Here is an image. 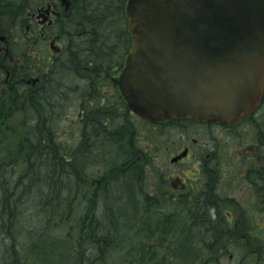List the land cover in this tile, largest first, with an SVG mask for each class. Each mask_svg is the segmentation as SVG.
<instances>
[{
	"label": "trees",
	"instance_id": "obj_1",
	"mask_svg": "<svg viewBox=\"0 0 264 264\" xmlns=\"http://www.w3.org/2000/svg\"><path fill=\"white\" fill-rule=\"evenodd\" d=\"M42 1L0 0V21L3 25L5 24V29H7L6 41L9 44L5 49L9 56L18 60L17 64L12 66L11 71L4 72L2 70L0 73L2 72L5 77L8 76V80L14 82L21 79L40 78L39 90L29 89L27 93L29 96H26L22 102L17 101L14 87L11 88V91H3L0 94L3 112H11V109L16 107L21 108L19 116L0 117V144L8 150H0V172L3 173L0 177V186H3V193L7 195L19 191H11V189H19L21 174L9 173L6 168L9 163L5 161L9 151L15 147L19 151V159L26 162V167L30 171L40 169L43 173L45 172L42 176L49 180L50 175L46 173L49 170H46L45 166L59 161L58 163H61V166L67 170V177H72L75 185L65 180L66 186L63 190L66 193L64 194L61 192L52 194L47 189L43 191V196L39 197L41 200L37 199L38 195L35 194L28 197L29 201L36 200L40 207L39 209L34 208L27 216L29 221L23 229L29 234L27 239L33 243L32 249L28 250L29 255H36L34 259L36 264H50L48 259L52 257V254L59 252L57 251L58 247L69 245L71 253L72 251L78 253V256L75 255L73 263L70 264H218L217 259L222 257L224 248L223 246L221 249V239H219L222 237L223 214L221 210H211L209 206L214 204L218 208V202L224 201L220 197L223 192L227 191L223 185L227 183L221 184L222 189L220 186L217 187L220 193L218 190L209 189L201 196L199 195L198 199L195 197L190 199L186 196L187 201L172 202L167 210L161 209L154 212L149 211L151 208L145 209L146 201L139 203L141 209L135 205L134 209L126 210L127 208H124L121 210L116 207L114 211L108 206H102L99 211L100 206H96L95 197L92 196L90 198L92 212L90 207L82 214L80 213L81 217L76 221H66V217L71 214L70 211L77 212L76 204L80 200L74 188L79 183L81 186L83 185L88 176L85 170L93 165L86 166L87 162H85L81 173L73 169L75 154L72 153L69 145L74 138L69 137L67 131L61 133L62 125L67 123V119H73L71 116L65 115L67 111L53 112L57 117L51 124L53 113L50 112L52 111L37 114L38 108L43 106L47 110L49 108L52 98L50 93V88L53 85L51 83L52 70L55 71L53 81L56 85V94L62 98L65 95V90L60 91L58 88L64 84V77H80V79L87 77L88 81L94 82L96 78H91V75L95 76L97 73L107 70L114 63L121 64V58L126 55L130 41L124 12L127 1L68 0L70 3L68 11L60 10V16L54 19L52 25L42 30L45 34L43 39L38 38L34 43L30 40V35L26 36L25 34L27 28L32 34L38 33L35 22L27 16V12H33L35 8L41 6ZM54 37L58 38L59 42L63 37H70L69 43L76 42L77 47H72L71 51L66 49L63 55L61 54L60 57L41 66L39 58L46 55L47 41ZM74 51L77 52L76 57L82 60L81 65L76 64L77 59ZM70 57L73 61L69 65ZM33 96H37L41 100L34 101ZM97 109H88L86 114L92 115ZM86 110H82L84 116ZM2 111L1 113H3ZM126 111L125 106H122L121 113L124 117H127ZM42 116L47 125L40 128L38 120ZM10 119L12 120L10 121ZM12 121L21 124L19 133H16L13 128ZM105 122L106 126H103L106 129L102 127L101 123L99 142L91 150L86 148L82 137L77 136L80 145L76 154L84 156L90 152L95 154L92 151L98 149L100 142L102 146L104 144L107 147L113 146L112 141L108 142L107 137L110 138L111 134H116V126L113 121ZM138 123L140 131H147V134H144L142 138L149 139L150 130L145 127L147 123L145 121ZM37 125L39 130L36 128ZM261 128L264 129V124ZM31 129L34 131L30 138L28 132H31ZM11 133L15 135H10ZM12 137L17 140H15V146L11 143L10 138ZM33 143L39 149L37 152L29 153L24 149V147H32L30 145ZM56 143H61V149H66L65 153L57 155V147L54 146ZM144 152L146 151L144 150ZM100 162L102 163L103 160L94 161L93 164L96 166L98 165L96 163ZM104 164V168L109 166L107 163ZM94 168L96 169V167ZM111 174L117 175L114 172ZM14 177H16L14 186L9 188L8 183ZM209 192L212 193V196ZM149 199H151L150 195ZM45 201H49L51 206L46 211L43 210ZM0 208V216L1 214L9 215L12 212L3 203ZM89 212H91V217L88 221L85 217ZM66 223L68 229L64 228ZM0 231L7 239H10L11 234L15 232L2 223H0ZM59 242L62 244L57 245L56 243ZM6 249L3 251V255H7L11 261L3 256L4 263L17 264L15 261L17 253L14 251L11 254L12 247L7 249L8 251ZM243 251H245L244 248ZM59 259L60 263H64L62 256ZM25 262L26 259L18 263L27 264Z\"/></svg>",
	"mask_w": 264,
	"mask_h": 264
},
{
	"label": "water",
	"instance_id": "obj_2",
	"mask_svg": "<svg viewBox=\"0 0 264 264\" xmlns=\"http://www.w3.org/2000/svg\"><path fill=\"white\" fill-rule=\"evenodd\" d=\"M125 12L130 43L116 84L133 113L229 126L254 111L264 0H127Z\"/></svg>",
	"mask_w": 264,
	"mask_h": 264
},
{
	"label": "rangeland",
	"instance_id": "obj_3",
	"mask_svg": "<svg viewBox=\"0 0 264 264\" xmlns=\"http://www.w3.org/2000/svg\"><path fill=\"white\" fill-rule=\"evenodd\" d=\"M0 38H4L5 41L7 38V29H5V24L3 25L1 21ZM7 44L8 43L2 42V40H0V67L8 68L11 71L12 66L17 63V59H13L11 56L6 55L5 48L7 47ZM124 58L125 57L122 56L121 64H115L118 67H114V72H112V75H115L116 77L118 76L119 72L121 71L120 67L123 65L122 62L125 60ZM107 69H109V67ZM64 78L65 83H69L71 85L70 92L74 90L77 91L78 86L82 84L80 77ZM32 81L33 79L29 78L14 82L13 80L10 81L7 78L6 83L4 82V80H0V85L6 88L8 87L9 91H11V88L13 87H17V90H20L22 88H28L29 85H31L30 83ZM63 85H61V87H63ZM58 89L62 91L60 87ZM53 101H56L58 104H62L60 99L57 100L56 97ZM69 114L70 112H65V115ZM73 117L75 118V116ZM256 119L257 126H255L254 123L253 128L246 127L244 131L240 130L239 133H235L233 135H231L230 132H225L221 129L219 130V128H216L214 126H205L203 128L199 127V130H197L189 127L186 124V126L180 124L179 128H177L176 131L171 129L162 131L168 137H170L169 141L158 144L161 148H163V150L155 147L154 149H151L149 148V146H147L148 142H142V148L135 151L136 161L133 162L137 163L138 165L141 162H145V177L143 178L145 183L139 187V190L143 193V195L147 197L149 195L151 196V199L146 201L147 203L145 205V209L151 208V210H149L151 212L161 209L167 210L172 202L178 201L180 203L184 200L187 201L185 199L186 196L190 199L192 197L198 199L199 195L201 196L209 189L218 190L217 187H219L222 183L228 184V186L226 185V187H228L227 189L231 190V192H234L232 194V197L234 199H238L242 204L250 203V195L246 196L248 192L247 187L250 186L253 188L264 184V150H261L262 145L260 144L261 142L259 141V138L257 136L259 134L256 133L255 128L261 127L264 124V109L257 114ZM122 124L123 125L121 126L119 131L117 130L116 134L110 135L108 142H113V140L115 139L117 140L116 144L123 143L124 146H126L127 143L130 142L132 137H137L135 132V123L132 122L131 124L129 121L123 120ZM13 128L16 130V133H19L21 130L16 126H13ZM65 131H67V133H70V129H67V127L63 128L61 133ZM143 131L147 134L145 130ZM150 133L151 132H149L148 135L152 137ZM160 136H163V134H160L159 137ZM190 137L196 140L195 144L197 145L194 146V153H199V155H201L200 160L197 158L196 161H199L200 164L203 163V165L207 167V174L204 173V175L202 176L198 175L200 173L196 172L197 170L195 171L198 166L195 164L196 161L192 160L191 158L188 161L180 162L174 165H172V162H170V158L178 155L182 147L188 146L186 140H188V138ZM105 146L106 144L102 146V153L105 154L106 159L103 160L102 163H96L98 164L96 166H94L95 164H93L96 169L93 166L89 167V171L91 172L88 173V176L86 177L84 183L85 187L90 189H88L86 194L79 195V197H84L88 200H90L92 196L95 197L96 206H100L99 211L102 206L106 207L110 204L113 205L114 211L116 210V207L121 210L124 208H127L126 210L134 209L135 205H137L141 209L142 207L139 205V203L141 202L136 196H132V199L130 198L131 200H133L132 203L126 202L127 192L130 191L127 181L125 180V176L122 174V169H124V167L122 166V168H120L119 166L124 160L128 159L127 154L122 157L121 148L114 147V143L113 146ZM144 150L146 152H144ZM138 158L140 159L138 160ZM141 158H143L142 161ZM98 160H100V156ZM104 163H107L109 166L104 168ZM178 168L184 170V174L180 175V180H177L175 178L178 175L176 172ZM111 169H113V171H111ZM87 170L85 171L88 172ZM111 172H114L117 175L111 174ZM245 177L247 178L245 179ZM238 178L241 179L237 180ZM112 192L115 193L114 199H119L121 202L117 203L112 201L111 203L106 204V198ZM253 198L255 197L253 196ZM82 201L79 200L76 204L78 219L81 217L80 213L82 214L88 209L84 204L85 202ZM209 207L210 209H212V206ZM92 210L93 207H91V212ZM64 228L68 229L67 223ZM0 238H4L7 240L6 236L3 232L1 233V231ZM219 239H221L220 247L222 249V247L226 244V239L223 236ZM1 240L0 258H3L2 256L4 253ZM227 243L228 244L226 248L222 250V257L220 258V260L219 258L217 259V263L243 264L241 258H239L241 252H243V246L237 245L236 243H234L235 245H230L231 243L229 241ZM56 244L61 245L62 242ZM249 248L250 245L248 246V250ZM57 251L61 253L58 252L59 254H52V257L48 259L50 264H70L73 263L75 255L78 256L77 252H70L71 248L69 245L59 246ZM231 254H233L234 258L230 261L229 255ZM60 256L64 258V263L59 262ZM239 260L241 261L239 262ZM26 262L28 263V260Z\"/></svg>",
	"mask_w": 264,
	"mask_h": 264
},
{
	"label": "flooded vegetation",
	"instance_id": "obj_4",
	"mask_svg": "<svg viewBox=\"0 0 264 264\" xmlns=\"http://www.w3.org/2000/svg\"><path fill=\"white\" fill-rule=\"evenodd\" d=\"M70 3L68 0H43L41 6H38L35 8L33 12L28 11L27 16L32 19L35 22V26L37 27L38 33L32 34V32L27 28L26 30V36L30 35L29 38L32 42L35 43L38 38L43 39L44 33L42 30L44 28L51 26L53 23L54 18H57L60 16V10L66 12L68 11ZM54 14H57L54 15ZM36 36V37H35ZM35 37V38H34ZM17 40V39H16ZM2 42H6L3 40ZM19 42V41H18ZM53 42V43H52ZM55 42V38L47 41V51L46 54L56 58L58 55H60V50L54 49L53 45ZM9 45V44H7ZM55 50V52L53 51ZM55 53V54H54ZM125 59V58H124ZM18 61V60H17ZM16 61V62H17ZM125 61V60H124ZM123 61V62H124ZM11 62V61H9ZM122 64L124 65V63ZM116 63L112 64L109 69L103 70L102 72L97 73L95 76L91 75V78H96L94 82L88 81L87 77L81 79L82 84L78 86L77 91L70 92V86L69 88L65 89V95L60 98L56 94V85L52 79V87L50 88V93L52 94V99L55 97L60 99L62 104H58V108L53 109V112H70L69 116H71L74 120L77 117L82 116V110H86L87 108L90 109H97L92 114V117L98 122L100 120V124L102 123V127L106 129V122H111L116 126V132L117 130L121 128L122 121L127 120L131 124L132 122L136 125L135 132L137 137H132L130 140V143H132L136 150H139L142 148L143 143L142 142H148L147 146L149 148H159L160 150H163V148L158 145L159 143L169 141L170 137H168L164 132V130H177L179 128V125L186 126L193 129L199 130L200 128H203L205 126H208L207 124H201L194 121H165V123H147L145 127L147 130H150L151 136L149 139L142 136L146 134L144 131H140V124L138 123L141 121V123L144 121L140 120L135 114L131 113L128 109V105L126 102L123 101L121 96V91L119 90L118 85L116 84L117 78L115 75H112L114 72V67ZM123 65L120 67L121 70L123 69ZM118 67V66H116ZM8 71V68L0 67V71ZM121 72V71H120ZM119 72V74H120ZM118 74V75H119ZM90 77V76H88ZM32 88L35 89V91L39 90L40 85V78L36 77L32 81ZM38 85L37 87H35ZM65 85H70L69 83H65ZM60 92V91H59ZM264 94V93H263ZM67 96V97H66ZM67 99V100H66ZM122 106H125L126 108V115L127 117H124L123 113H121ZM264 109V100L261 105V107L255 111L253 115H250L246 117L243 121L238 122L234 124L230 128H220L217 126H214L216 128L223 129L225 132H230L231 135L235 133H239L240 130H245L246 127H252V125H256V116L257 114ZM75 116V118L73 117ZM186 124V125H185ZM105 125V126H103ZM259 131H258V130ZM159 130V131H158ZM147 132V131H146ZM256 133L259 138L260 144L262 145L261 150H264V129L261 127H256ZM108 134V133H107ZM160 134H163V136H160ZM158 135V136H157ZM109 139V137H107ZM187 144L188 146L182 147L181 151L178 155H175L174 157L170 158V162L172 159L178 158L182 153H185V157H179L177 160L172 162L171 164H178L180 162L188 161L190 158L192 160H197V158L200 160L201 155L199 153H194V146H196V140L193 138H188ZM185 141V142H186ZM259 145V144H258ZM260 146V145H259ZM107 147V146H106ZM200 156V157H199ZM264 156V155H263ZM259 157V156H257ZM254 157V158H257ZM140 158H138L139 160ZM239 159V158H237ZM193 162V161H192ZM217 163V162H216ZM195 164L198 166L197 169H195L196 172L200 173L198 175L202 176L204 173H206L207 167L202 164H200L199 161H196ZM239 170V169H238ZM174 172V171H173ZM177 176L175 177L177 180H180V175L184 174L183 169L176 170ZM207 174V173H206ZM247 177H245L246 179ZM241 178H238L239 180ZM251 179V178H249ZM264 181V178H263ZM223 184V183H222ZM224 187L228 184H223ZM223 187V186H222ZM220 185V188H222ZM228 188V187H226ZM242 189V188H240ZM225 190V189H224ZM247 195H250L251 199L249 200L250 203L242 204L238 199H234L232 197L233 191L227 189L226 192H223L221 195V199H224L222 202H218L219 207L216 208L214 204H212L211 210H221L223 214V223H222V235L225 237V245L224 248L227 246V242L229 241L230 245H242L245 251L241 252V255L239 258H241L243 264H264V184L259 185L258 187H247ZM231 192V193H230ZM210 193V192H209ZM218 193L219 190H218ZM212 193H210L211 195ZM212 196V195H211ZM253 196L255 198H253ZM229 202L230 204L226 203ZM210 208V207H209ZM250 245V248L248 250V246ZM226 251V250H225ZM224 251V252H225ZM223 252V253H224ZM233 254L229 255V260L231 261L233 259ZM220 260V258H219ZM239 260V262L241 261ZM238 262V263H239Z\"/></svg>",
	"mask_w": 264,
	"mask_h": 264
},
{
	"label": "bare ground",
	"instance_id": "obj_5",
	"mask_svg": "<svg viewBox=\"0 0 264 264\" xmlns=\"http://www.w3.org/2000/svg\"><path fill=\"white\" fill-rule=\"evenodd\" d=\"M55 38V42L53 45L54 49H58L60 50V55H58V57L61 56V54L63 55L66 51V49H68V51H71L72 47H77V43H69L71 38L70 37H63L60 39V42L58 41V38ZM42 42V41H41ZM53 43V42H52ZM53 49V51L55 52V50ZM74 55L75 58L77 59V63L81 65L82 64V60L80 58H77V52L74 51ZM44 58V59H43ZM57 58V57H56ZM53 57L49 56V55H44L42 58H39V64L41 66H43L45 63H47L48 61H53ZM69 65L70 63L73 61V59L70 57L69 59ZM73 64V63H72ZM1 74V81L4 80V82L6 83V79L7 76L5 77V74H3L2 72ZM5 77V78H4ZM55 77V71L52 70V75L51 78L54 79ZM32 83L31 82L28 88H22L20 90H17V87H14L16 90V95H17V101L18 102H22L27 95L29 89H32L33 91H35L34 88H32ZM64 84H65V79H64ZM38 85H36L35 87H37ZM69 86L71 87V85H65L63 87L59 86L62 90H65L67 88H69ZM31 87V88H30ZM34 87V86H33ZM3 91H9L8 87H4L0 85V94ZM67 97V96H66ZM34 101L39 102L41 100V98L37 97V96H33L32 98ZM2 100V97H0V101ZM54 99L51 100V102H49V108L48 110L41 107L40 109L38 108V113L37 114H41V113H49L48 111H52L53 109L58 108L59 105H57L56 101H53ZM67 100V99H66ZM2 102H0V117H8V116H19L21 115V108L20 107H16L15 109H11L10 111H6L3 112L2 110L4 109ZM3 108V109H2ZM87 108L85 114L88 112ZM1 111L3 113H1ZM60 112V110H59ZM52 113V112H50ZM56 113V112H55ZM53 113V120L50 121L51 124H53L55 122L56 119V114ZM12 119H10L11 121ZM39 126L40 128L44 127L46 124V121L44 120V117H40L39 118ZM67 123H65V125L62 127L65 128L67 127V129H70V133H67L69 135V137L74 138V140L71 142L70 149L72 151L74 155V166L73 169L75 171H79L80 173L82 172V168L84 169V163L87 162L86 166H91L93 165L94 161H99L98 158L100 156V159L105 160L106 156L104 153H102V145L100 142V145L97 147L98 149L93 150L92 152L95 154H92L91 152L88 153L87 156H84L83 154H76L77 153V148L80 145L79 144V138L77 136L80 135V137H82L83 141L86 143V148H89V150L92 149V147H94L98 142H99V131H100V120L97 122L91 114H86L85 116L82 115L80 117H77L75 120H69L67 119L66 121ZM11 124L13 126H16L18 128H20L21 124L12 121ZM39 126L37 125V130H39ZM31 132H28L29 137L31 138L33 136L32 131L34 130H30ZM10 135H15L13 133H11ZM11 139V143H13V146H15L16 144V139L15 137L10 138ZM16 140V141H15ZM15 141V142H14ZM117 140H113L112 143H114V147L116 148H121L122 150V157L127 154V158L126 160H124L121 165L119 166L120 168H122V166L124 167V169H122V173L125 176V180L127 181L128 187H129V191L127 192L126 198L128 203H132L133 200H130V198L132 196H136L139 201L141 203H143V201H147L148 197L143 195V193L139 190V187L145 183V181L143 180V178L145 177L144 173H145V162H141L139 165L133 161H136L135 158V151H136V147L128 142L126 146H124L123 143H118L116 144ZM63 144V143H62ZM61 143L58 144L56 143L54 146L57 147V155H60L62 153H65L64 149H61ZM0 144V150H4V151H8L5 148H3ZM32 147H24V149L26 151L30 152H37L39 149L37 146L34 145V143L32 145H30ZM102 154V155H101ZM19 151H17V148H12V150L9 151L8 156L6 157L5 161H7L9 163V165L6 167L8 169L9 173H14L16 175H20L21 174V178H19L21 180V183H19V189H11L12 190H19L18 192H13L10 195H7L5 193H3V186H0V206L1 204H5L7 206V208L11 209L12 212L9 213V215H5V214H1L0 216V223H2L3 225H5L7 228H10L12 230H15V232H13L11 234V238L10 239H2L0 238L1 242H2V246H3V251H5V249H9L10 247L13 248V251H11V254H13L12 252H16L17 254V259L15 261H17V264H19L18 262H22V261H26L28 260L27 264H36L35 263V258L36 255H29L28 250L31 248L32 249V245L33 243L30 242L27 238L29 237V234L27 232H25L23 229L26 225V223L29 221V214L31 213V211L35 208V209H39L40 207L37 204V201L34 200H30L28 199V197L35 195H38L39 197L43 196V191L49 189L50 193L52 194H56V193H60L64 194L66 193L63 188H65V183L64 181L66 180L67 182L72 183L73 185H75L74 180L72 177H67L68 172L65 168H63L61 166V163L55 162L54 164H47L46 170H49L46 173H49L50 175V179L46 180L44 173L39 169V170H33L30 171L27 167H26V162H23L22 160L19 159ZM104 156V157H103ZM148 156V155H147ZM143 158H141L142 161ZM90 169H88L86 172L87 174L91 171H89ZM84 172V171H83ZM2 172H0V177L2 176ZM67 177V179H66ZM16 177H14V181L12 180L10 183H8L9 188L13 187L14 182H15ZM66 182V183H67ZM87 183V182H86ZM8 188V189H9ZM88 189L90 188H86L85 187V183H83V185L81 186L80 183L77 185V187L74 188L75 193L77 194V196L79 195H84L87 193ZM10 191V192H11ZM7 192V193H10ZM115 193L112 192L107 198H106V204L111 203L112 201L114 202H121L119 199H114ZM129 199V200H128ZM41 200V199H39ZM80 200L84 201L85 205L87 208H89L92 205L91 199L90 201L86 198H81ZM82 201V202H83ZM43 206H44V211L49 210L50 206V202L49 201H45L43 202ZM108 207H110V209H113V205L110 204ZM1 209V208H0ZM36 211V210H35ZM30 212V213H29ZM71 214L70 216L66 217V221H76L78 219V214L75 211H70ZM87 217L86 220H90V212L87 213ZM65 219V218H64ZM34 237V235H33ZM13 245V246H11ZM6 249V250H7ZM8 251V250H7ZM8 261H11L10 258L7 255H3ZM2 256V257H3ZM0 264H5L3 258H0ZM16 264V263H15Z\"/></svg>",
	"mask_w": 264,
	"mask_h": 264
}]
</instances>
